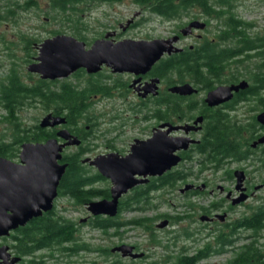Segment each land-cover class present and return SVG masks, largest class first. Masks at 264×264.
Segmentation results:
<instances>
[{
	"label": "flooded vegetation",
	"instance_id": "af4514ba",
	"mask_svg": "<svg viewBox=\"0 0 264 264\" xmlns=\"http://www.w3.org/2000/svg\"><path fill=\"white\" fill-rule=\"evenodd\" d=\"M96 1L97 0H93L92 4L87 6L88 10L81 14V22L83 23V26L74 28L76 31L72 29L74 30V35L69 34L84 41L87 48L91 47L98 39H106L112 42L133 39L127 38L129 37L127 34L128 31L140 28L143 25L146 26L155 16L159 17L149 7L137 4V6L140 7V11L136 16H134V18L129 19L126 25L120 24V26H114L113 30L107 31L106 29V32L103 31L104 29H92L90 23L92 18H98L99 14L105 15L106 12H108V7L118 4H111V2H107L105 0H102L100 3ZM125 1L126 0H122L121 2L119 1V3H123ZM78 3V6L82 5V2L80 3L78 1ZM208 16H213L210 17V22L206 20L209 18ZM179 18L180 17H177L176 19L169 21L174 24H179L181 20ZM46 19H48V17ZM184 19H186L187 22L180 23L178 26L179 29L173 30L172 36L178 37V43L182 42L189 36L193 38L195 42H189V44H184L180 47L176 46L175 48H179V51H173L170 54L165 53L161 59L176 53L187 52L188 48L192 49L199 42L205 41L207 38L215 42H221L222 45H226L227 41L230 43L232 42L230 39L232 38L231 36L228 37L229 39L224 37L223 39L221 34L219 35L216 33H222L225 31L224 27H222L220 23H217L216 20V23L211 25L212 20L217 19L213 14H209L206 17H202L200 15L196 18L186 16ZM195 20L203 21L206 24L205 27H193L188 34H184L182 30ZM121 28L122 30L128 29L127 33H124L122 30L120 31ZM65 30H67V28ZM203 30L206 31L205 34L202 32ZM107 34L110 35L107 37ZM123 36H125V38H122ZM154 39L134 40L152 41ZM36 57L37 56H33V58H31L34 60L32 62L36 61ZM155 65L156 63L148 72L139 74L129 71L114 72L113 69L108 66H103L102 70L97 73H88L85 69L78 70L85 72L84 75L80 76L81 78L84 77L82 79V81H84L83 84L87 83L86 81H88L89 77H92L93 80L97 79L100 81L102 85H108L109 88L107 92L93 93L89 99L87 106L88 110L86 109L87 111H85L81 116L72 120H68L65 114H54L52 111H48L44 117L48 115L63 117L65 118V122L55 124L53 126L47 125L43 127L41 126L40 121V123L37 124L42 129H45V132H48L50 136L44 137L38 141L25 142H45L49 139L56 138L59 142L58 144H64L61 152L63 159L59 160L60 163H66L65 158L67 156H77L82 158L83 162L88 165H90V163L85 162V159L87 158H96L110 153L127 156L132 152V147L136 143L137 139L148 140L157 130H167L168 126H162V124L166 123L171 124V126L190 124L193 128L191 127L189 132L186 133L183 129H173L168 133V136H189L196 142L191 143L187 149L176 151V153L182 157L181 161L177 165L173 166L162 175L147 176L148 180L146 182L139 183L134 188H131L127 192L123 193L118 198L117 213L115 215L94 214L92 210H90V205L94 201L113 199L112 188L114 184L110 179L105 177L106 181L95 182L92 187L102 189L103 191L101 195L93 197V199L87 203L78 205V207L84 206L86 209H83V212L85 211V215L81 216L78 221L75 220V222H77L76 227L78 229L75 234V237H77V240H75L76 242L70 241L69 243H66L65 241L59 243L54 241L50 244L42 245L41 243H36L37 246L32 247L31 251H29L30 248H28L29 252L21 250V241L15 237V234L19 229L31 223L36 218L41 217L44 213L51 212L60 215L63 210L62 208H66H57V204L60 199H68L66 196L62 195L60 191L63 179L62 177L57 189L58 193L53 199V207L50 210L44 212L42 215L32 218L25 225L12 230L9 235L0 236V246L9 247L7 251H0V264H100L98 261L88 258L89 255H95L96 253L103 256L106 260V264H135L136 262L139 264H160L157 261L161 262L163 257H167L168 255H172L173 257L193 256L195 254L194 251L196 250L194 247L186 245H173V249L164 247L166 248L165 251H167V253L156 256L158 255L157 252H153L138 244L129 243L126 240L125 234L128 232L127 228H131V225H121L118 228L116 226H112L106 231L94 226L93 223L97 217L116 219L124 222L130 220L124 217L125 213L128 211L143 213L141 210L137 209L127 210L121 208L122 205L126 204V199L135 195L134 189H137L142 185L144 188H149V190L147 194L141 196L139 204L148 201L150 205L163 206L168 204L175 208L182 209L181 211H176L177 213L174 216L163 214L160 219H162L161 222H165V225L160 227V222L158 224L159 228L165 229L166 227H169V225H174L175 223L182 224L185 221H188V223L198 221L203 222L201 227H195L196 231L195 229H191L190 225H187V227L189 226L190 228L185 227L182 229L181 227L180 231L179 229L176 231L166 230L163 235L164 238L176 237L177 243L180 240V235H183L184 232L191 234V238H193L192 240L194 243V238L200 235V237L206 239V259L228 253L236 255L237 252L242 250L244 244L249 245L256 238L255 236L257 235V231L254 228L255 224L250 225V221L254 218L255 211L258 207L264 205V193L258 194L260 189H264V177H261L260 175L264 173V142H261V139H264V124L258 120V115L264 112V85L253 87L251 81L242 79L240 81L246 80L248 82L247 87L242 88L239 91H234L229 100L216 106H210L206 102V97L208 92L216 87L206 91V88L202 90L204 85L201 84L200 86L193 80L179 82L177 79H170L169 77L164 78L160 75H154L153 71ZM78 71L73 73L70 77H75ZM168 76H170V73H168ZM239 82L224 81L218 86H228ZM185 83L192 84L197 89V92L188 95H181L171 91L173 86ZM132 94L135 96H132ZM179 96L185 98L198 97L201 99L200 102L193 104L195 107L194 110L196 109V114L187 120L179 118ZM131 97L135 99H132ZM98 98L118 99L122 101L121 104L127 110L125 113L127 116L125 117L120 114L114 115L112 117L113 119L110 118V120H112L109 122L111 127L103 128L102 123L104 120H100L102 119L103 114H95L94 112L95 106L98 102L96 99ZM168 99H170V101ZM167 102H171V106H169ZM147 105H150L148 106L150 107L149 113L147 112ZM215 110H219L220 114L223 116V133H226V124L229 123L233 127V129L230 130V137H235L237 140L241 139V143L245 145V147H243L245 148L243 156L242 150L237 151L236 154L228 155L220 151L219 161H215L214 163L210 162L209 156L206 155V137L209 134V117L212 113L214 114ZM86 115L89 117H85ZM167 115H169L170 118L167 117ZM129 116H132V118H129ZM200 116L203 117V120L196 122L197 118ZM130 120H132V124H135L136 121H142L145 123L152 122V125L149 129H147L145 137H137L133 140V142H130L128 146L125 145V147H119L115 144L116 136L118 137L117 132L122 133L125 131L127 126H131L128 123ZM33 125L29 126V131H31ZM63 130H67L70 137L64 138L59 135V132ZM73 140L76 142L79 141V143L69 144V142ZM101 140L103 141L101 142ZM101 146L107 149H105L104 152L98 151V148ZM21 149L18 152V157ZM195 152L203 153L202 156L204 157L205 162L201 163L202 165L200 163H196L193 166L189 164L191 163V159L189 157L190 155L194 156L193 153ZM16 162H20V158L19 160H16ZM254 162L257 164H252ZM182 163L186 166H182ZM90 166L95 172H99L97 167L93 165ZM195 167L197 169H195ZM90 186L91 185L86 186V189H89ZM178 191L183 197V200H181L180 203L174 201L175 193ZM224 192H226L225 195H223ZM134 197V203L138 204V199L136 196ZM205 199L206 205H203L202 203ZM251 200H255L258 205L252 203L253 201L251 202ZM72 204L74 203H70V205ZM156 209H158V207H154V209L149 208L148 210ZM77 210H79V208ZM85 226L88 227V229H97L103 234H106L109 237H116L117 239H115V241H111L113 242L111 247L108 246L107 248H103L93 245L94 243H90L89 240H83L85 238L83 235L86 233L84 229ZM110 231H112V233H110ZM246 233L248 234L246 235ZM260 235L263 236L262 234ZM225 237L228 240H225ZM159 238L162 239V236L159 235ZM183 238L187 240L191 239L185 237ZM91 240H95V238L91 237ZM198 241L200 240L198 239ZM80 242H87L89 243V246L84 248L83 246L80 247L77 245V243ZM122 245L133 246L132 252L125 253L124 250L116 249ZM262 247H264V244ZM219 249L223 251L218 252ZM132 254H135L136 256H133ZM234 255L229 260L228 264H231V260L236 258H234ZM14 258H17V260L14 261Z\"/></svg>",
	"mask_w": 264,
	"mask_h": 264
},
{
	"label": "trees",
	"instance_id": "16d2710c",
	"mask_svg": "<svg viewBox=\"0 0 264 264\" xmlns=\"http://www.w3.org/2000/svg\"><path fill=\"white\" fill-rule=\"evenodd\" d=\"M78 1L82 2V5L78 6ZM101 1L97 0L96 2L100 3ZM105 1L114 4L122 0ZM132 1L138 5L149 7L159 18L166 20H174L177 17L182 18L186 16L196 18L201 15L202 17H206L209 14H213L217 18L214 20L220 23L225 31L216 33L221 34L222 38L229 39L228 37H232L230 38L232 42L227 41L226 45L207 38L205 41L199 42L192 49L188 48L187 52L164 57L156 63L153 71L154 75L177 79L179 82L193 80L200 86L201 84L204 85L202 90L206 88V91L217 87L224 81L239 82L242 79L251 81L253 87L264 85V36L261 33H251V30L255 27V23L246 21L240 16L238 10H236L238 6L237 0ZM92 2L93 0H49V6L43 14L47 15L49 21L58 20L60 23H63V26H66L65 21L67 20L69 22L67 27L74 29L83 26L81 14L88 10L87 6H90ZM3 5V8L2 6L0 7V23L5 20L19 21L24 13L32 9L35 10L36 17L39 18L41 16L39 11L42 8L39 0H8ZM210 17L206 19L208 22L211 21ZM59 32L56 31L55 33ZM39 40L38 38H31L27 34H20L21 44L25 46L31 47L32 41ZM13 45L17 46L18 44L11 43L9 47L11 48ZM253 58L254 60H251ZM246 61H250V63L247 62L245 64ZM227 71L230 74L225 77ZM240 71L241 75L239 74ZM84 73L78 71L75 77L47 80L41 77L35 79L32 72H30L28 74L30 81H28L19 72L14 62L8 71L0 72V122L7 123L8 125L6 127L8 131H5L0 136V155L12 158L18 155L23 142L38 141L50 136L38 124H34L31 131H29V126H25L26 124L22 123L20 113L23 109L39 103L44 109L52 111L54 114H65L68 120H72L88 110L89 99L93 93L107 92L109 86L106 84L102 85L100 81L97 79L93 80L92 77H89L88 81H86L87 83H84L87 85H84L83 78L80 77ZM168 73H170V76H168ZM168 100L170 101V99ZM178 102L180 119L187 120L196 114L194 113L196 109L194 110L193 104L199 102L197 98L179 96ZM167 103L171 106V102ZM148 106L150 105H147V112L149 113L150 107ZM2 111L5 113H1ZM85 117L89 116L86 115ZM223 123V116L219 110H215L214 114L212 113L209 117V134L206 137V155L209 156L211 163L219 161L220 151L226 155L236 154L240 150H242V156L245 153V148H243L245 145L241 143V139L237 140L235 137H230V130L233 127L229 123L226 124V133H223ZM193 154L194 156L190 155L189 157L191 159V163H189L191 166L196 163L201 164L205 162L202 152H195ZM65 161L68 165L61 182L60 191L62 195L68 198L69 203L73 202V207L78 209V205L87 203L93 197L101 195L103 190L93 188L92 186L97 181H106V178L100 172H95L80 157L67 156ZM182 166L185 167L186 165L182 163ZM89 185H91L90 188L86 189V186ZM142 186L134 189L135 195L125 200L126 204L122 205V209H137L144 212L149 208L154 209V207L160 206L150 205L148 201L139 204L141 196L147 194L149 190V188ZM134 196L138 199V204L134 203ZM149 220L153 219L138 217L121 222L116 219L97 217L93 224L95 227L105 231L112 226L118 228L121 225H131L130 227L141 226L144 230H147L148 225L145 221ZM254 224V228L257 231L256 238L249 245L244 244L240 252H235L234 258H236L231 260V264H264V249H262V244L258 241L261 238V230H264V205L259 206L255 211L254 218L250 221V225ZM76 225L77 222L75 220L66 217L63 213L60 215L51 212L44 213L41 217L36 218L19 229L15 237L21 241V250L29 252L32 250V247L37 246L36 243H41L42 245L50 244L54 241L59 243L66 241V243H69L70 241L77 240V237H75L78 231ZM183 235L185 238H191V234L188 232H184ZM158 237L155 236L154 240L157 243H161L162 239L159 238V240ZM168 240V243L163 245L164 247L169 248L177 245L176 237H168ZM225 240L228 239L225 237ZM194 241L195 243L198 242V238H194ZM77 245L84 248L88 247L89 243L80 242ZM28 248H30L29 251ZM194 249L197 252L194 251L195 254L191 257H173L172 255H168L167 257H163L161 262H157L160 264H200L201 261L206 260V242L202 245H195ZM222 251L221 249L218 250V252Z\"/></svg>",
	"mask_w": 264,
	"mask_h": 264
},
{
	"label": "water",
	"instance_id": "95a60500",
	"mask_svg": "<svg viewBox=\"0 0 264 264\" xmlns=\"http://www.w3.org/2000/svg\"><path fill=\"white\" fill-rule=\"evenodd\" d=\"M203 21H192L182 31L187 34L193 27H205ZM110 34H107V37ZM178 37L160 38L152 41L125 39L112 42L98 39L87 48L86 43L69 34H57L44 39L39 44V54L36 61L28 65V70L38 73L43 79L56 80L68 78L80 69L88 73H97L103 66H108L114 72H148L165 53L179 51L172 45ZM248 86L246 80L228 86H217L208 92L206 102L210 106L219 105L229 100L234 91ZM172 92L188 95L197 92L190 83L176 85ZM197 118L196 122L202 121ZM258 120L264 124V112L258 115ZM65 118L48 115L41 120V126L64 123ZM168 126L167 130H157L148 140L137 139L132 152L127 156L116 153L87 158L98 168L99 172L110 179L114 186L113 199L94 201L90 210L94 214L117 213L118 198L139 183L148 180L149 175H162L177 165L182 157L176 151L189 147L194 139L189 136L169 137L173 129H183L186 133L191 129L190 124ZM193 128V127H192ZM64 138L70 137L67 130L59 132ZM264 142V139H261ZM56 138L45 142H25L19 155L20 162L0 156V236H7L12 230L25 225L32 218L42 215L53 207L58 186L67 169V163H60L64 144H58ZM79 143L70 141L69 144ZM165 222L159 224L163 227ZM8 246H0V251H7ZM124 252H132L133 246L117 247ZM136 256L135 254H132ZM1 257V254H0ZM17 258H14L16 261Z\"/></svg>",
	"mask_w": 264,
	"mask_h": 264
},
{
	"label": "rangeland",
	"instance_id": "374dc122",
	"mask_svg": "<svg viewBox=\"0 0 264 264\" xmlns=\"http://www.w3.org/2000/svg\"><path fill=\"white\" fill-rule=\"evenodd\" d=\"M8 0H0V7L2 6L5 2ZM49 0H39V4L41 6V10L39 13L41 16L38 18L35 16V10H30L27 11L26 13L23 14V17H20L19 21L17 20H5L2 23H0V72H6L8 71L9 67L14 64L16 67L19 69V72L23 75V77L30 81L28 74L30 73L28 70V65L34 61H29L31 60L30 58H33V56H38L39 54V44L46 38L53 37L57 34H73L74 30L70 29L68 26L69 22L66 20L65 25L63 26V23H60L58 20H52L49 21L48 19H45L47 15L43 14L44 11L49 6L48 3ZM238 6L236 10H238V13L242 18L246 21L254 22L255 27L251 30V33H261L264 36V0H237ZM140 11V7L137 6L132 0H126L123 3H118L115 5H112L111 7H108V12H106L105 15H98V18H92L90 20L92 29H104L103 31L106 32L108 30H113L114 26H120V24L126 25L127 21L131 18H134V16L137 15V13ZM68 13V12H66ZM65 13V15H66ZM139 16V15H138ZM16 17V16H15ZM180 23L187 22L184 17L180 18ZM47 22V23H46ZM216 21L212 20L211 25L215 24ZM179 24H174L173 22H170L169 20L159 18L155 16L150 23H148L146 26L143 25L140 28H136L133 30L128 31L127 30H122L124 33H127L129 37L127 38H133V39H154V38H173L175 36H172L173 30H178L179 29ZM67 28V30H65ZM117 28V27H116ZM56 31H60L59 33H55ZM102 31V32H103ZM53 32V33H52ZM204 34L206 33L205 30L202 31ZM20 34H27L31 38H38L40 39L39 41H32L31 47L25 46L21 44L20 41ZM188 34V33H187ZM74 35V34H73ZM214 35V34H213ZM91 36V34H90ZM89 36V37H90ZM92 37V36H91ZM211 37V35H210ZM122 38H125L123 36ZM35 42V43H34ZM189 42H195L193 38L186 37L182 42L178 43V39L173 42L174 48L176 46L180 47L184 44H189ZM11 43H17V46H12L11 48L9 47V44ZM29 59V60H28ZM251 60H254L251 59ZM250 60V61H251ZM250 61H246L245 64ZM242 71V70H241ZM241 71L239 74L241 75ZM33 77L35 79L40 78L38 73H33ZM225 77L229 76V72L227 71ZM84 78V77H83ZM191 81V80H189ZM132 96H135L132 94ZM132 99H135L131 97ZM98 102L95 106L94 112L95 114H100L102 115L101 121L104 120L102 123L103 128H108L111 127V124H109L110 118H112L114 115L120 114L124 115L125 117L127 114V110L124 108V106L121 104L122 101L120 100H114V99H96ZM197 100L200 102L201 99L197 97ZM1 113H5L2 111ZM48 113L47 109H44L39 103L35 104L34 106L25 108L21 111L20 115L22 117V123L26 124L25 126H32L33 124L40 123L42 118ZM195 113V112H194ZM129 118H132V116H129ZM113 119V118H112ZM130 120L128 123L131 126H127L125 128V131L122 133H118V137L116 136V141L115 144L118 145L119 147H125V145L128 146L130 142H133L135 138H143L146 135L147 129L150 128L152 125V122L150 123H145L142 121H136L135 124H132ZM114 122V121H113ZM116 123V122H115ZM7 123L0 122V136L5 132L8 131L6 130ZM114 127V126H113ZM145 128V129H144ZM144 129V130H143ZM103 140H101L102 142ZM21 149V147H20ZM105 149L104 147H99L98 151L104 152ZM13 160H19L18 155L12 157ZM245 164V163H244ZM252 164H257L256 162ZM259 164V162H258ZM261 164V163H260ZM250 165V164H247ZM195 169H197L195 167ZM261 177H264V173L260 174ZM263 180V179H262ZM201 181V180H200ZM102 184V183H100ZM264 193V189H260L258 191V194ZM181 193L178 191L175 193V202L180 203L181 200H183ZM226 192L223 193L225 195ZM169 197V196H168ZM253 201V202H252ZM252 203L258 205V203L255 202V200H251ZM203 205H206V199L202 203ZM58 209L62 207V213L72 219L78 221L81 216L85 215V211L83 212V209L85 210L86 208L84 206L79 207V210L73 207V205H70L68 199L63 198L58 201ZM74 208V209H73ZM241 208V207H240ZM66 209V210H65ZM246 209V208H244ZM182 209L180 208H175L170 205H163V206H158V209L156 210H148L147 212H136V211H128L125 213L124 217L126 219H132V218H142V217H148L152 218L153 220L145 221L147 223V230H144L143 227L138 226V227H131L127 228L125 237L126 240L129 243L133 244H138L142 247L148 248L149 250L153 252H157L158 255H163L167 253L166 248H164V244L168 243V238H164V232L166 230L169 231H176L182 227L183 228H190L195 229V227H201L202 226V221L198 222H190L188 221L183 222L182 224H177L175 223L174 225H169V227H166L165 229H161L158 227V224L161 222L162 219L160 217L163 214H168L171 216L176 215V211H181ZM187 225H190V227ZM85 232L83 237H85L83 240L84 241H90V243H94L93 245L100 246L103 248H107L108 246H112L113 242L116 237H109L106 234H103L97 229H88V227H84ZM112 233V231H110ZM248 233H246L247 235ZM260 234L261 238L258 240L259 243L264 244V230H261ZM162 236V242L157 243L154 240L155 236ZM180 240L178 241V245H186L189 247H195V245H202L204 242H206L205 238H202L199 236H196L200 241L194 243L192 239L187 240L184 239L183 235H180ZM91 237H94L95 240H91ZM201 238V239H200ZM159 239V237H158ZM160 240V239H159ZM117 241V240H116ZM156 243H155V242ZM261 246V247H262ZM264 249V247H262ZM168 249H173L172 246L169 247ZM83 255V254H82ZM233 253H228L224 255H217L213 256L209 259L203 260L200 262V264H228L229 260L233 257ZM89 259H93L95 261H98L100 264H106V260L103 258V256L99 254L95 255H89ZM155 259V258H154ZM88 260V259H87ZM139 264V263H135Z\"/></svg>",
	"mask_w": 264,
	"mask_h": 264
},
{
	"label": "bare ground",
	"instance_id": "6f19581e",
	"mask_svg": "<svg viewBox=\"0 0 264 264\" xmlns=\"http://www.w3.org/2000/svg\"><path fill=\"white\" fill-rule=\"evenodd\" d=\"M70 77V76H69Z\"/></svg>",
	"mask_w": 264,
	"mask_h": 264
}]
</instances>
